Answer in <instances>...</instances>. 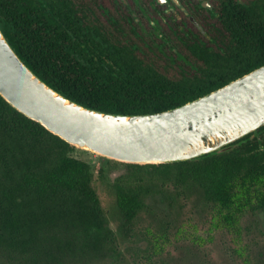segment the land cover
I'll return each mask as SVG.
<instances>
[{
	"label": "trees",
	"instance_id": "16d2710c",
	"mask_svg": "<svg viewBox=\"0 0 264 264\" xmlns=\"http://www.w3.org/2000/svg\"><path fill=\"white\" fill-rule=\"evenodd\" d=\"M250 10L264 14V2L240 12ZM95 11L82 0H0V25L19 56L49 85L110 113L174 108L264 63L232 50L238 38L249 36L235 30L234 18L220 36L230 50L210 49L195 38L183 42L187 50L173 58L146 37L111 28ZM262 146L264 125L192 160L125 162L129 171L112 185L116 211L130 223L144 197L168 184L194 185L206 199L225 204L241 177L264 171ZM76 150L0 94V256L11 264H86L114 247L94 168ZM255 206L264 208V192Z\"/></svg>",
	"mask_w": 264,
	"mask_h": 264
},
{
	"label": "water",
	"instance_id": "95a60500",
	"mask_svg": "<svg viewBox=\"0 0 264 264\" xmlns=\"http://www.w3.org/2000/svg\"><path fill=\"white\" fill-rule=\"evenodd\" d=\"M0 94L70 144L127 163L192 160L264 125V64L174 108L110 113L49 85L19 56L1 25Z\"/></svg>",
	"mask_w": 264,
	"mask_h": 264
},
{
	"label": "rangeland",
	"instance_id": "374dc122",
	"mask_svg": "<svg viewBox=\"0 0 264 264\" xmlns=\"http://www.w3.org/2000/svg\"><path fill=\"white\" fill-rule=\"evenodd\" d=\"M76 155L92 163L114 233L110 253L86 264H264V208L255 206L264 192L260 168L241 177L222 205L194 185H165L146 195L143 207L125 224L112 185L129 171L126 163L82 147ZM0 264L11 263L0 256Z\"/></svg>",
	"mask_w": 264,
	"mask_h": 264
},
{
	"label": "flooded vegetation",
	"instance_id": "af4514ba",
	"mask_svg": "<svg viewBox=\"0 0 264 264\" xmlns=\"http://www.w3.org/2000/svg\"><path fill=\"white\" fill-rule=\"evenodd\" d=\"M82 1L95 7V15L111 28L146 37L173 58H177L181 48L187 50L183 42L188 43V39L199 38L210 49H229L220 36L227 33L225 22L234 18L238 24L235 30H239V34L248 31L249 36L238 38L232 50L245 54L239 55L243 59H264V14L251 10L240 12L264 0ZM255 22L260 26L253 28Z\"/></svg>",
	"mask_w": 264,
	"mask_h": 264
}]
</instances>
